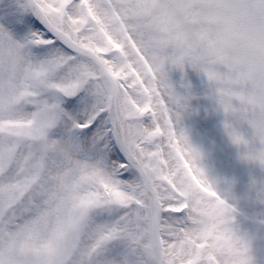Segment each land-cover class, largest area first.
I'll return each mask as SVG.
<instances>
[{"label":"snow or ice","instance_id":"obj_1","mask_svg":"<svg viewBox=\"0 0 264 264\" xmlns=\"http://www.w3.org/2000/svg\"><path fill=\"white\" fill-rule=\"evenodd\" d=\"M0 264H264V0H0Z\"/></svg>","mask_w":264,"mask_h":264},{"label":"rangeland","instance_id":"obj_2","mask_svg":"<svg viewBox=\"0 0 264 264\" xmlns=\"http://www.w3.org/2000/svg\"><path fill=\"white\" fill-rule=\"evenodd\" d=\"M193 127H194V125H193ZM218 170L221 172V174L225 178H232V176H233V169L221 167V166L218 165Z\"/></svg>","mask_w":264,"mask_h":264}]
</instances>
